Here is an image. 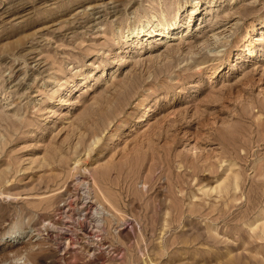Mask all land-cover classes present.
<instances>
[{"label": "rangeland", "instance_id": "374dc122", "mask_svg": "<svg viewBox=\"0 0 264 264\" xmlns=\"http://www.w3.org/2000/svg\"><path fill=\"white\" fill-rule=\"evenodd\" d=\"M23 262L264 264V0H0Z\"/></svg>", "mask_w": 264, "mask_h": 264}, {"label": "bare ground", "instance_id": "6f19581e", "mask_svg": "<svg viewBox=\"0 0 264 264\" xmlns=\"http://www.w3.org/2000/svg\"><path fill=\"white\" fill-rule=\"evenodd\" d=\"M174 26V25H173ZM179 28V27H178ZM163 31H161V30H157L156 32H157V34L159 35V34H162L163 32L165 33V34H167L168 33V31H166L165 32V29H162ZM141 32H143V30L141 29L140 30ZM126 34V33H125ZM113 138V137H112ZM26 259V258H25ZM28 260V259H27ZM24 263V262H23ZM24 264H26V263H24ZM29 264V263H28Z\"/></svg>", "mask_w": 264, "mask_h": 264}]
</instances>
